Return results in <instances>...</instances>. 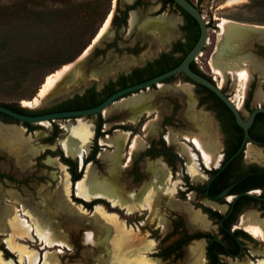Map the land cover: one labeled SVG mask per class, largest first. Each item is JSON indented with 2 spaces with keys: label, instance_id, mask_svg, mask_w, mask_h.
Here are the masks:
<instances>
[{
  "label": "rangeland",
  "instance_id": "374dc122",
  "mask_svg": "<svg viewBox=\"0 0 264 264\" xmlns=\"http://www.w3.org/2000/svg\"><path fill=\"white\" fill-rule=\"evenodd\" d=\"M189 1L196 6L210 29V48L195 67L211 78H218L213 73L214 69L222 72L223 81L225 78H232L241 97L254 79L252 83L255 94L252 104L262 105L264 59L260 54H264V0ZM134 2L135 0H0V36L9 31L7 27L10 25H19L26 34L44 36L43 41L53 44L48 48L49 59L42 66L17 78L19 87L16 90L11 92L0 87V102L21 107L22 101H31L36 96L47 76L64 65H70L69 70L72 63L91 44L109 13L112 16L108 29L94 42L95 45L99 41L90 54L91 49L88 50L86 62L84 58L76 64L74 70L68 74L64 72L42 103L30 107L31 110L53 108L76 94H82L91 86L99 91L110 79L114 80L135 67L143 66L161 52H168L174 42L184 41L181 30L183 19L179 11L172 5L162 7V0H143V4L130 8L127 12L126 23L118 27L112 23L114 16L121 17L123 11L132 7ZM131 15H134V24L130 21ZM157 19L164 21L167 30H158L159 34L150 33L145 24ZM2 58H5L3 51L0 52V59ZM240 73L246 76L245 82L239 79ZM64 76L66 77L63 81ZM220 80L219 78V82ZM197 92V87L182 75L130 99L121 98L100 114L104 121V135L97 139L100 147L97 154L98 165L88 163L84 171L93 167L96 175L112 178L115 184L108 182L106 186L97 187L106 196L87 200L91 202L90 200L99 199L100 202L94 205H98L96 208L93 206L88 209L73 200L81 199V195H75L76 190L70 179L66 188L59 187V180L65 174L53 164L49 166L41 161L42 167L36 170L35 161L32 160L23 168H17L11 158L3 156L0 159L1 172L12 169L18 177L35 173L36 177L42 176L44 180L33 179L26 187L16 188L5 182L8 185L6 188L19 190L22 196L30 199L34 212L32 214L20 208L19 218L23 227L15 225L11 234L15 238V246L6 241L7 245L3 244V247L10 256L4 257L0 250L1 257L9 260L11 264H41L44 258L49 260V264H118L113 241L117 235L116 230L107 228V232L103 230L106 227L100 226L109 223L108 217L113 216L123 228L130 232L137 230V243L153 245L152 251L142 254L153 259L159 248L173 240L171 237L165 244H161L165 234L170 231L172 213H183L186 216L187 213L194 214L193 210L201 208L202 202L207 207L224 213L225 206L217 207L204 199L201 202V198L193 190L185 193L188 185L197 186L203 180V173L199 171L201 154L192 140L200 143L213 157H218V160L221 158V136L217 123L213 115L198 104ZM238 103L237 109H241L240 102L235 105ZM137 116L138 121H135ZM96 120L97 116H93L44 122L42 125L32 124L36 129L31 132L20 123H0V127L11 125L14 126L11 130L19 128L21 131L19 143L0 138V147L14 152L16 162L27 163L35 155L33 149L39 146L38 143H44L51 135L53 125L59 130L53 140L56 142L68 134L67 128L89 121L95 125ZM119 131L130 132L129 136L135 134V144L130 148L125 146L121 162L112 169L100 155L112 150L107 141ZM91 145L92 142L84 156L90 153ZM148 147L152 148V155L143 156ZM162 147L169 148L179 159L172 160V166L164 156H154L156 151H162ZM50 149L59 160L60 148ZM64 153L62 152L63 155ZM252 153L246 151L247 155ZM2 155L5 154L0 152V157ZM127 157H130L128 163ZM65 171L68 174L66 167ZM118 186L124 195L135 190L143 192L145 197L149 195V205L144 203L145 208L140 211L124 214L113 201V192ZM51 194L52 198H48ZM46 199L56 207H47ZM87 201L84 202L89 203ZM44 213L48 216L47 220L41 219ZM251 213L256 214L257 223L254 220L253 224L259 225L264 233V220L259 219L260 212L257 209L250 208L242 213L238 226L241 228L244 218ZM69 214L72 219L67 216ZM49 218L54 226L49 225ZM101 229L105 231L104 235ZM209 231L217 234L216 226L210 227ZM250 237L252 242L243 241L248 252L237 260L226 259V264H258L264 261V240ZM136 245H132L130 250L137 256L141 252ZM189 255L190 264V251ZM253 255L258 257L255 262ZM4 259L0 258V264H4Z\"/></svg>",
  "mask_w": 264,
  "mask_h": 264
},
{
  "label": "flooded vegetation",
  "instance_id": "af4514ba",
  "mask_svg": "<svg viewBox=\"0 0 264 264\" xmlns=\"http://www.w3.org/2000/svg\"><path fill=\"white\" fill-rule=\"evenodd\" d=\"M136 3H138V4H136ZM139 4H143V0H135L132 7L135 8ZM166 5H170V4H168V3L165 4L164 0H162V7H165ZM174 5H172V6H174ZM127 8L123 11L122 16L124 15V13L127 16V12L130 11V9H127ZM179 13H180V11H179ZM180 15H181V13H180ZM181 17L183 19V25L181 27V30L183 32V38H184V41L183 42L181 41V42L186 43V38L189 36H192L193 31H190V28H189L188 24L186 23L184 17L182 15H181ZM125 23H126V19H125ZM170 50H171V48H170ZM170 50L168 52H170ZM161 53H163V52H161ZM159 55H158V57H159ZM177 55H179V54H177ZM177 55L175 54V57ZM260 55H263L262 59H264V54H260ZM158 57H156V58H158ZM152 61H147L143 66L135 67V68L131 69L127 74H122L119 76H127V75L131 74L132 70H134V69L145 68L143 71L144 73H142V74L140 73V74L142 77H146L147 75H149L148 63L152 62ZM155 70L156 69L153 67L150 71V74L154 73ZM198 71L202 74V76L206 77L207 80L210 81L213 85H216L218 87V89L223 93V95L226 96L234 106H235L236 102L241 103V109H237V108L236 109L239 113V116L241 117V119L244 122L248 121L251 113L254 110L264 109V103L262 105H260V104L253 105L252 104L253 96L255 94L254 88H253V83H252V82H254V79H252V81L248 84L245 94L241 97L238 94V89L234 87V83H233L232 78H225V80L223 81V84L219 87L218 86L219 78H216V77L211 78V77L203 74L200 70H198ZM118 77L114 80L110 79L109 81L115 82L118 80ZM169 79H171V77ZM169 79H167V80H169ZM145 80H148V79H145ZM145 80H143V81H145ZM167 80H165V81H167ZM133 81H135V80H133ZM143 81H141V82H143ZM138 83H140V82H138ZM106 84H104L103 87ZM127 84H129V83H127ZM134 84H137V83H134ZM131 85H133V84H131ZM193 85H195L197 87V90H198V92H197L198 104L200 106H203L204 108H206L213 115V119L217 123V127L219 130L220 136H221V148H220L221 158L219 157L220 160L217 161V163H216L217 165L215 164L210 168L205 167L203 162L199 161V171H200V173H203V175H202L203 180L200 181L201 182L200 185H197V186L188 185V187L186 189L187 191H185V193L193 190L201 198V202H202V199H204L210 203H214L217 207L225 206L226 210L224 213H220L218 210L207 207L202 202L201 208H196L193 210L194 214L188 215V213H187V216H186L183 213L181 214V213H175L174 212V213H172V218L170 220V231L172 229V227H171L172 220L176 219V215H180V216H182V218L185 222V225L190 232L199 231V232H204V233H210V234L214 235L217 239H219L221 237L219 234V230H218L219 224H215L211 219H209L207 213L203 211V208H208V209L215 211L221 215H226L232 209H237L240 205H244L243 208L241 209L240 213L237 215L234 223L231 224L229 231L231 233H233L234 231H241V232L245 233L250 239L238 238V240L241 243V247L243 248L240 255H237V256H229V255H224V254L218 255L220 264H226V261H225L226 259L237 260V259L242 258L244 256V254H246V252H248L246 245H244L243 241H251L252 242V239L250 237L251 235L238 226V221H239L240 215L250 208L257 209L260 212L259 219L261 221L264 220V112H257L254 115L251 123L247 126L246 131H245L242 127H240L236 123L235 117L232 114V112L225 106V104L215 94H213L210 90H208L207 88H205L203 86H200L197 84H193ZM128 86H130V85H128ZM128 86H126V87H128ZM91 87H93V86H91ZM91 87H89V88H91ZM89 88H87V89H89ZM120 89H123V88H120ZM120 89H117V91ZM94 90L96 92L100 91V90L97 91L95 88H94ZM85 91L82 94H76L73 97L62 101L61 103H59L58 105L53 107V108H55L54 111H49V112L67 111L64 109H60L61 107L59 105L68 101V100L73 99L75 96H82L85 93ZM262 95L264 97L263 91H262ZM24 108L25 109H22V110H24L26 112L40 111V110H33V109L28 110L26 107H24ZM83 109H85V108H83ZM41 110H44V109H41ZM74 110H76V109H74ZM44 113H48V112H44ZM25 114H28V113H25ZM37 114H42V113H37ZM96 116L98 117V114ZM89 117H92V116H89ZM0 122H1V124H5L1 120H0ZM96 122H97V120H96ZM96 122H95V124H96ZM12 123H17V122L13 121ZM52 131H53V129H52ZM125 132H127V131H125ZM68 134H69V132H68ZM94 134H95V125H94ZM133 136H135V135H130V138H132ZM92 138L93 139L91 142L93 145L94 136ZM62 140H61V143H62ZM45 143H47V142L38 143V144L44 145L43 149H45V150L42 149L41 151H39L38 154L34 155L32 159L27 160V162L28 161L32 162V160L35 161V169L36 170H37V168H36L37 163L40 164V162L43 161L46 165H49L45 162V159L47 157L55 158V153L52 151V149H50V147L51 148L55 147L52 145L55 142L48 143V144H45ZM92 145H91V147H92ZM248 145H250L254 149L253 153L249 154V155L246 154ZM58 147L61 150L60 154H62V152L64 153V151H63L64 149L62 146H60V144L56 145L55 148H58ZM128 147H129V144H128ZM162 148H163L162 151H156L154 153V156L155 157L156 156H164L167 159V162L169 163V165L172 166V163H171L172 160L178 159V158L172 153V151L169 148H165V147H162ZM46 150H49V151L53 152L54 154L50 155V156L46 155V156H44L43 159H41L37 162V158L42 153H44ZM90 151H91V149H90ZM152 151H153L152 148H149V154L150 155H152L151 154ZM0 152L5 154V155H2V157L8 156L9 158H11V161L18 166L17 168H23V166L27 164V163L20 164V163L16 162V158L11 153L7 152V150H4L3 148H0ZM37 152H38V150H37ZM64 155H65V153H64ZM64 155H63V157L69 158L72 161L77 163L78 171L81 170V168L83 167V159L86 157V156H84L85 154H83L80 158H78V157L74 158V157H69V156H66V155L64 156ZM96 159H97V155H96ZM58 162H60L62 165H64L68 171V166L63 164L60 161V156H59ZM126 163H127V161H126ZM183 165H185V163H183ZM36 170H35V172H36ZM10 173H13L16 179H23V177H24V176L18 177V174L15 172L16 173V175H15V173L12 171V169L9 170V172H1L0 171V175L10 174ZM34 174L35 173L28 175L27 177L32 176V179H35V180H37L39 177H42V176L36 177ZM68 174H69V172H68ZM83 174H84V171H83ZM68 176L70 179V175H68ZM5 182L9 183V181L6 178L0 177V184H1L0 187H2L4 189H9V188H6V186H8V185ZM72 186H74V185H72ZM12 187L16 188L14 185H12ZM191 187H193V189H191ZM16 191L19 192V190H16ZM216 196H219L220 198L214 200L213 198ZM243 199H252V200H243ZM222 200L224 201V203H221ZM195 210H199V213L201 215L205 216V219H204L205 222L203 221V222L197 223L193 220V218H195L198 221H200V219H202V217L199 214H198V216L196 215L197 212ZM255 212H257V211H255ZM208 225H209V227L206 228ZM213 226H216L217 234L209 231V228L213 227ZM169 232H167L165 234V236ZM165 236L163 237V239L165 238ZM176 238H177V236H174L173 240ZM162 240H161V244L163 245L169 239L164 243H162ZM197 240H201L204 242V246L201 245L202 246V253H203V258H204L205 264H208V260H207L206 255H205L207 242L203 238L191 240L184 247L183 259L180 261H177L175 263H180L181 261H186L187 264H189L190 255L187 254V248L193 241H197ZM3 244L4 243L2 242L1 245H3ZM160 249H162V248H159V250ZM189 251H190V254L192 257L193 253L191 250H189ZM155 254H154V257L160 259V261L162 263L174 264V263H167V261H163L160 257L155 256ZM252 258L254 259L253 262H255L258 259V257L256 255H253Z\"/></svg>",
  "mask_w": 264,
  "mask_h": 264
},
{
  "label": "trees",
  "instance_id": "16d2710c",
  "mask_svg": "<svg viewBox=\"0 0 264 264\" xmlns=\"http://www.w3.org/2000/svg\"><path fill=\"white\" fill-rule=\"evenodd\" d=\"M164 3H168L170 5H174L172 0H164ZM138 4V3H136ZM177 10L180 11L181 15L184 17L186 23L188 24L190 31H193L192 36L186 38V43H182L181 41H176L172 44L170 52H163L159 55L158 58L154 59L152 62H149V75L146 77H142L141 74L144 73V69H134L131 74L127 76H119L118 80L115 82L109 81L99 92L94 90V87H91L85 91L82 96H75L73 99L68 100L59 106L60 109L64 110H74V109H83L90 108L98 105L102 102L106 97L117 91V89L124 88L128 85L141 82L145 79H150L156 75H159L163 72H166L173 67L177 66L183 57L187 54V52L192 48L194 43L196 42L199 30L196 22L184 11H182L179 7L174 5ZM134 8L128 7L127 9ZM126 15L117 18L114 16L112 23L116 24L118 27L121 24L125 23ZM12 27V28H9ZM7 27V30L3 35L0 36V52L5 53V58L0 59V87L3 89L14 91L19 87V82L17 81L18 77L27 74L26 72H30L40 66L43 65L45 61L49 59L50 48L53 44L43 41L41 35H28L23 30V28L19 25H10ZM9 28V29H8ZM175 54H179L175 57ZM155 68V72L150 74L152 68ZM190 68L192 71L202 75L195 67L194 63L190 64ZM141 73V74H140ZM172 78V77H171ZM135 80V81H133ZM188 81V79H186ZM129 83V84H127ZM1 105H4L14 111L28 113L31 115L37 113H44L49 111H54L55 108L44 109L35 112H26L20 109L18 106L7 103L0 102ZM0 120L4 123H12V119L8 118L0 114ZM104 121L101 116L98 114L97 122L95 124V134L93 145L91 147L90 153L83 159V167L80 171H78L77 163L72 161L69 158L63 157L60 154V161L68 166V172L70 175V182L74 185L77 181L81 180L83 177L84 167L87 163H93L98 165V160L96 159V155L99 152L100 147L97 145V139L104 135L102 132V125ZM28 132L34 131L36 128L29 123L22 124ZM59 130L56 125H53V131L51 135L44 140V142L52 143L53 140L57 137ZM135 135V134H132ZM54 153L46 150L42 153L38 158L37 162L44 158L46 155H53ZM143 156L149 157V147L143 154ZM3 157H0L2 159ZM42 167L37 163L36 168ZM1 178H6L9 183L13 184L15 187L27 186L29 181H33L31 177H25L23 179H16L13 173L10 174H2ZM44 177H39L37 181H43ZM193 189V187H191ZM74 201L77 203H81L84 207L91 209L96 203L100 202L99 199L90 200L91 202L86 203L81 199L74 198ZM239 200V199H238ZM243 200H252V199H243ZM238 202V201H237ZM236 202V203H237ZM98 206V205H96ZM244 205H240L237 209H232L226 215H221L215 211H212L208 208H203V211L207 213L209 219H211L215 224H219L218 230L220 234V238L217 239L214 235L210 233L204 232H190L185 225V222L180 215H176V219L172 220L171 223V231L165 236L162 240V243L166 242L171 237L177 236L172 242H170L167 246L160 249L155 256L160 257L163 261H167V263H175L180 261L184 257V247L194 239H205L207 242L206 245V258L208 260V264H220L218 255L224 254L229 256H237L240 255L243 248L241 247V243L238 238L250 239L245 233L241 231H234L231 233L229 231L231 224L236 220L237 215L240 213L241 209ZM95 207V206H94ZM0 250L3 252L4 257L8 258L9 253L0 245Z\"/></svg>",
  "mask_w": 264,
  "mask_h": 264
},
{
  "label": "crops",
  "instance_id": "0c3cea01",
  "mask_svg": "<svg viewBox=\"0 0 264 264\" xmlns=\"http://www.w3.org/2000/svg\"><path fill=\"white\" fill-rule=\"evenodd\" d=\"M138 117L139 116L135 117V121H138ZM91 124H92V137H93L94 124L92 122H91ZM5 126H11V125H5ZM129 134H130V132H125V131L116 132L107 141V143L111 145L112 150L111 151H105V152L101 153V155H100L102 157V159L105 160L110 167H112V169H114V167L117 164H119V162H121V155L125 151V150L123 151L125 146H128L129 142L132 143L136 137V136H133L132 138H130ZM64 138H62V139H64ZM61 140H59L60 146H62ZM91 141H92V138H91ZM91 141H90V144H91ZM134 142H135V140H134ZM90 144L88 145L87 149L82 152L81 156L88 152ZM130 145L131 144H129V148H130ZM43 147H44V145H41V144H39V146L35 147V149L38 150V152L36 154H38L39 151H41L43 149ZM7 152L11 153L15 157L14 152H11L9 150H7ZM65 155L69 156V157H74V158L79 157L78 155H74V154H70V153H66V152H65ZM30 162L31 161H28L27 164ZM45 162L47 164H53L55 166V168L59 171L60 170L64 171V174H65L64 176H65V180H66V187H67L69 184V176L67 175V173L65 171V166L62 165L60 162H58L56 157L55 158L47 157L45 159ZM88 165L89 164H87V166ZM87 173L91 174L92 181L94 182L96 187L106 186V184H108V182H110L111 184H115L114 179L108 178V177H103L102 175H96L93 167H89V168L85 169L82 179L77 181L74 184V187L76 184L81 183L84 180ZM60 182H61V178L59 180V187H61L62 189L66 188V187H63ZM75 190H76V188H75ZM99 192H101V191H99ZM113 193H114V195H113L114 205L118 206V208L121 211H123L124 214L128 215V214H133V213L140 211L141 209L145 208L144 203H147L149 205V195H147V197H145V194L143 192L138 191V190L130 191V192L126 193V195H124L122 193L121 187L118 186V187H116V189ZM75 195H76V191H75ZM77 196H79V195H77ZM105 196L103 195L102 192L101 193L96 192L92 196H90L86 199H84L85 197L83 195H81V198L83 200L87 201V200H89L91 198H95V197L105 198ZM48 198H52V194L48 195ZM29 200L30 199H27L26 197L22 196V194L20 192L14 190V189H10V188L4 189V188L0 187V240L5 245H7L6 241H9L12 245L15 246V243H14L15 238L11 234L14 230L15 225L18 227L19 226L23 227V224L21 223V219L19 218L20 208L28 210L30 213L33 214L34 209H33L32 204L29 202ZM45 203L47 204L46 206L49 208L56 207V205L52 206L51 202L47 199H46ZM96 207H98V206H95L94 208H96ZM67 216L69 217V219L70 218L72 219V217H71L72 215L69 214ZM43 218H44V220L45 219L47 220L48 216L45 214L41 217V219H43ZM50 218H51V216H50ZM50 218L48 220L49 225L52 224L50 222ZM107 220H109L108 221L109 223H105L104 225L102 224L100 226L106 227L105 229L103 228V230H106L107 232L109 229L110 230L111 229L116 230L115 232L117 235L114 238L115 240H113V241H114V245L116 248V250L114 249V254L117 257V263L118 264H123L122 262H124L125 264H161L162 263L160 261V259H158V258L148 259L142 255L146 251H152L153 245L151 243H149V244L143 243V242L137 243V240H136L137 238L135 237L137 230H135V231L133 230L132 232H130L129 230H127V228L126 229L123 228L122 225H120V223H118L113 216L108 217ZM154 222H156V221H154ZM154 222H153V224H155ZM52 225H50V226H52ZM107 228H109V229H107ZM103 230L101 229V232H103V235H104L105 231H103ZM194 243H199V244L204 246V242L201 240L193 241L187 248V254H189V248L191 250V248L194 247V245H193ZM134 244H137L136 246L139 247L138 250L141 252L137 256L135 255L134 252H132L130 250V247ZM23 253L24 252H22V254ZM133 255H135V256H133ZM0 258L4 259L1 257V255H0ZM7 262H9V260H5L4 264Z\"/></svg>",
  "mask_w": 264,
  "mask_h": 264
},
{
  "label": "bare ground",
  "instance_id": "6f19581e",
  "mask_svg": "<svg viewBox=\"0 0 264 264\" xmlns=\"http://www.w3.org/2000/svg\"><path fill=\"white\" fill-rule=\"evenodd\" d=\"M239 1H243V0H233V2H239ZM111 16H112V13H109V15L106 17L105 21L103 22L102 26L98 30L95 38L92 40L91 44L89 46H87V48L76 59V61L72 63V67L68 70L70 65H64L58 71L47 76L45 78V80L43 81V83L41 84L40 88L38 89L36 96L33 99H31V101H22L21 102L22 107L30 108V107H34V106H37L38 104L42 103V101L44 100L47 93L54 87L55 83L60 79V77H62L63 73L65 72V74H68V72H70L71 70H74V67L76 66V64L78 62H81L84 60V58H86V56H87L86 54H88L87 52H88V50H90L92 48V46L94 45V42H96L107 31L110 20H111ZM134 19H135L134 15H131V17H130L131 23L134 22ZM145 28L150 33L152 32V33H157V34H159L158 30L159 31L160 30L161 31L167 30V27H166L164 21L160 20V19L147 22L145 24ZM236 38H238V37H236ZM213 73L218 78L221 79L220 82H218V86L222 85L223 78H224L222 72L214 69ZM239 79L242 82H245L247 80L246 76L242 73L239 74ZM235 106H236V108L237 107L239 108V103ZM40 124L42 125L43 123H40ZM11 127H14V126H2V127H0V138L3 140L10 141V142L13 141V142L19 143L20 138H21V131L19 128H16V129L13 128V130H11ZM67 131L69 132V134L62 140V147L66 153L78 155L79 156L78 158H80L82 152L87 149L88 145L90 144L91 138H92L91 121H89L88 123L83 122L80 125L72 127V128H67ZM192 143L195 145L196 149L200 151L201 158H202V161H203V164L205 167L210 168L211 166H213L217 163L218 157H213L209 153V151H207L203 146L200 145V143L196 142L195 140H192ZM134 144H135V142L133 140L130 147L134 146ZM247 150L251 153L254 151L253 147H251L250 145L248 146ZM36 152H37V150L33 149V154H36ZM126 159H127V163H128L130 161V157H127ZM60 183L63 187H66L65 176L61 177ZM75 188H76V195H83L85 197L84 199L92 196L96 192L101 193V192H99V190H97V187L95 186L94 182L92 181V177H91L90 173H87L84 180L81 183L76 184ZM195 211L197 212L196 215L198 216V214H199L202 217V219H200V221H198L195 218H193V220L197 223L203 222V221L205 222V220H204L205 216L201 215L199 213V210H195ZM254 220L256 221V214H253V213L248 214L247 217L244 218L243 226H241V228L244 231H246L247 233H249L252 237H254L256 239L264 240V233H263L261 227H259V225L253 224ZM256 223H257V221H256ZM191 251H192L193 255L191 257L190 264H205L201 244L194 243V247L191 248ZM23 255H24V253H23ZM25 261H26V259H25ZM37 263H40V261H38ZM5 264H11V262L9 261ZM41 264H49V260L44 258L43 261L41 262ZM258 264H264V261H261Z\"/></svg>",
  "mask_w": 264,
  "mask_h": 264
},
{
  "label": "water",
  "instance_id": "95a60500",
  "mask_svg": "<svg viewBox=\"0 0 264 264\" xmlns=\"http://www.w3.org/2000/svg\"><path fill=\"white\" fill-rule=\"evenodd\" d=\"M172 1L177 7H179L182 11L188 14L196 22L199 29V35L196 42L177 66L157 76H154L148 80L120 89L114 92L113 94L109 95L98 105L91 108L67 110V111H55V112L30 115V114L14 111L0 104V114L7 116L13 121H16L17 123H21V124L22 123L40 124L44 122H54L57 120L76 119V118L89 117V116L93 117L96 116L97 114H101L108 106H110L112 103H114L115 101L121 98L125 97L126 99H130L136 95H139L143 92H146L152 88H155L159 85H162L168 81H171L183 75L193 84L203 86L208 90H210L213 94H215L225 104V106L232 112V114L235 117L236 123L246 131V128L251 123L254 115L257 112H264V109L254 110L251 113L248 121L244 122L239 116L236 107L231 103V101L226 96L223 95V93L218 89L216 85H213L210 81L207 80L206 77L191 70L190 64L193 62L195 65L199 61V59L205 54V52L210 48V29L207 27L199 10L189 0H172ZM123 29L125 28L123 27ZM98 43L99 41L92 46L89 54ZM86 58H85V62H86ZM65 77L66 76H64V78L62 79L63 81L65 80ZM170 77L172 78L169 79ZM20 108L25 109L22 106ZM27 109L31 110L30 108ZM58 141L59 140H57L52 145L56 147V145L59 144ZM219 198H220L219 196H216L213 199L216 200Z\"/></svg>",
  "mask_w": 264,
  "mask_h": 264
}]
</instances>
